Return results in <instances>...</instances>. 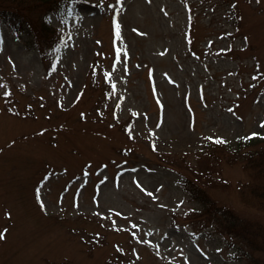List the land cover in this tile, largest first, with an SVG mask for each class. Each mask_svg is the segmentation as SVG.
Returning <instances> with one entry per match:
<instances>
[{"label": "rangeland", "instance_id": "374dc122", "mask_svg": "<svg viewBox=\"0 0 264 264\" xmlns=\"http://www.w3.org/2000/svg\"><path fill=\"white\" fill-rule=\"evenodd\" d=\"M80 1L64 21L44 10L54 46L0 27V264H247L182 181L264 226L237 150L264 146V135L243 139L264 131V0ZM117 45L128 51L113 69ZM133 231L141 241L168 236L158 250Z\"/></svg>", "mask_w": 264, "mask_h": 264}, {"label": "trees", "instance_id": "16d2710c", "mask_svg": "<svg viewBox=\"0 0 264 264\" xmlns=\"http://www.w3.org/2000/svg\"><path fill=\"white\" fill-rule=\"evenodd\" d=\"M76 2L81 1L75 0ZM69 5L70 0H0V27L7 25L19 31L23 30L34 38H38L41 44L54 46L58 43L56 40L58 35L56 28L48 23L44 10L53 13L57 21H64L65 15H68ZM75 6L76 4L72 5L73 13ZM35 9L41 10L40 13L38 14ZM38 15L42 18L41 20ZM37 18L38 23L35 21ZM240 147L238 145V153L245 158V166L253 173L251 188L254 194L264 202V146L261 149L249 150L248 154L239 152ZM182 185L193 199L204 205L209 221L233 236L240 250L245 249L247 264H264V258L256 254V252H264L263 225L243 218L231 208L216 203L202 187L190 180H183ZM259 236H262V239H256Z\"/></svg>", "mask_w": 264, "mask_h": 264}, {"label": "snow or ice", "instance_id": "6c2138e0", "mask_svg": "<svg viewBox=\"0 0 264 264\" xmlns=\"http://www.w3.org/2000/svg\"><path fill=\"white\" fill-rule=\"evenodd\" d=\"M149 2H151V0H149ZM120 3H121V5H122L123 0H120ZM73 4H75V0H70V5H69V8H68V15H69V16L73 15V9H72V5H73ZM117 15H118V13H117ZM121 27H122V25H121V21L119 20V18H117L116 21H115V32H116V36H117V38H121ZM136 31H137V32H140L139 29H136ZM141 34L143 35L144 33H141ZM64 39H65V40L68 39V36H67L66 33L64 34ZM63 44H64V40H62V41L60 42V46H63ZM58 47H59V46H58ZM2 50H3L2 41H0V51H2ZM127 51H128V50H127V47L121 48L119 45H117V46L115 47V54H116V55H115V59L113 60V69H116L120 64L123 63V61L120 59V57H121V54H122V53L127 52ZM163 54H164V53H161V55H163ZM193 55H195V53H193ZM9 59H11V57H9ZM13 66H15V62H13ZM139 66H140V65H137V67H139ZM124 68H125V70H127V65H126V64L124 65ZM104 75H105V78L108 79L110 86H111L113 89H115V88L117 87V81H116V79L113 78V72H112V71H107V70H105ZM149 75H150V76L153 75V70L150 69V71H149ZM163 75H164V77H165V78H166V79H167L172 85H176V84L178 83V82H177L176 80H174V79H173V78H172L167 72L163 73ZM150 82H151V84H152L153 91L155 92V91H156V80H155V78L153 77L152 80H151ZM3 94H4L5 96H10V95L12 94L11 89H10V88L6 89V90L4 91ZM77 99H78V97H77ZM155 99L158 101V106H159L161 109H163V108H164V103H163V101L160 99V96H159V95H156V96H155ZM62 106H63V105H62V103H61V107H62ZM29 107H30V106H29ZM235 107H236V105H233L232 108H229V112H233V110L235 109ZM134 114H135L136 116H138V117H141V115H142V114H141L140 112H138V111H136ZM81 115L83 116L84 114L82 113ZM114 115H116V118L119 119V115H118V114L114 113ZM143 115L146 116L147 114L145 113V114H143ZM162 122H163V121H159V122L157 123V127H160L161 124H162ZM192 123H193V126H194V121H193ZM261 125L264 126V121L261 122ZM41 131L43 132V131H45V130H44V129H41ZM126 131H128L130 134L132 133V126H131V124H129V125L126 126ZM152 134L155 135V130H152ZM262 135H264V131H252V132H250L248 135H245V136L243 137V139H244V140H249V139H251V138H253V137L262 136ZM133 138H134V135H133ZM208 139H209V140H213V141H215V142H217V143H227L226 139H225L224 137H221V136H209ZM237 139H240V137H237ZM150 143H151V147H152L153 149H156L157 145H156V143H155V140L151 141ZM125 163H126V162H125ZM104 167L107 168V165H104ZM65 171H67V170L65 169ZM132 171L135 172L136 170H135V169H132ZM51 175H52L51 173H48V174L44 177V180L40 181V183L43 184L44 181L47 180V179L49 178V176H51ZM107 179H108V177H104V181H107ZM133 179H134L135 184H136V185H137V186H138V187H139V188H140L145 194L151 196L153 199H158V197L156 196V194H155L154 192L150 191L148 188L144 187V185L140 182V180H139L138 178L133 177ZM104 181H101V183H103ZM117 186H118V185H117ZM160 187H163V186L161 185ZM36 192H37V194H38V196H39L40 189L37 188V189H36ZM39 202H40V205L45 209V211H47V206H46V204H45L44 199H43V198H40ZM179 203H180V204H183V201H180ZM162 207H166V205H162ZM190 211H191V210H190ZM101 214L103 215V213H101ZM7 215L10 217L12 214H11V212H8ZM121 215H124V214L121 213ZM131 224H132V226H133L135 229H137V230L140 229V225H139V224H136L135 221H132ZM154 231H155V230H152L151 232L145 233V236H147V237H151V236L153 235V232H154ZM6 232H7V229L0 230V237H3V236L6 234ZM97 235H100V234L97 233ZM131 235H132L133 239L137 240L138 242H141V243H147V244H149V245H154L155 248L158 249V250L160 249V245H161V243H162V242L167 238V236H168L167 233H164L163 236H161V238H160L159 241H156V240H153V239H146V240H144V241H141L140 235L138 234L137 231H133V232L131 233ZM170 246H171V245H170ZM116 247H117V249H118L119 252H121V253L125 252V249L122 248V247H120L119 245H116ZM132 251H133L134 255H135L137 258H139V252L136 251L135 249H133ZM218 251H219V249H218ZM156 254L159 256V255H160V252L157 251ZM181 255H183V253H181ZM205 255H207V253H205ZM129 264H132L131 260H129Z\"/></svg>", "mask_w": 264, "mask_h": 264}]
</instances>
